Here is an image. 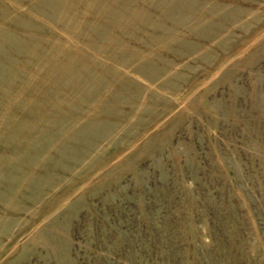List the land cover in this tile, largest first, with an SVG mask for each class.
Wrapping results in <instances>:
<instances>
[{
  "label": "rangeland",
  "instance_id": "rangeland-1",
  "mask_svg": "<svg viewBox=\"0 0 264 264\" xmlns=\"http://www.w3.org/2000/svg\"><path fill=\"white\" fill-rule=\"evenodd\" d=\"M0 264H264V0H0Z\"/></svg>",
  "mask_w": 264,
  "mask_h": 264
}]
</instances>
